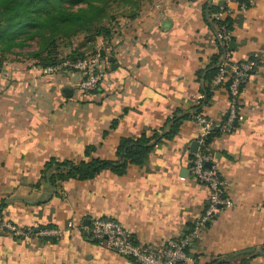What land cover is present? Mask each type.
<instances>
[{"label":"crops","instance_id":"crops-1","mask_svg":"<svg viewBox=\"0 0 264 264\" xmlns=\"http://www.w3.org/2000/svg\"><path fill=\"white\" fill-rule=\"evenodd\" d=\"M232 10L230 57L253 71L237 105L233 130L211 138L212 166L233 203L217 215L189 249L197 264L238 255L264 264V0ZM207 0H139V10L116 13L113 36L96 41L105 58L94 93H82L75 72L46 75L37 61H0V220L20 227L65 228L110 219L137 245L155 247L189 230L205 207L206 187L191 175V144L198 129L188 119L200 108L214 123L228 108L225 89L204 80L219 56L208 26ZM231 47V48H230ZM230 48V49H229ZM113 58L114 67L108 62ZM222 58V56L220 57ZM71 89L65 95L64 89ZM173 119V120H172ZM176 132L167 138L171 123ZM145 137L142 165L116 176L70 179L51 188L40 175L49 160L116 162L121 139ZM93 148L85 157V149ZM0 264H135L84 238L22 242L0 232Z\"/></svg>","mask_w":264,"mask_h":264},{"label":"trees","instance_id":"trees-1","mask_svg":"<svg viewBox=\"0 0 264 264\" xmlns=\"http://www.w3.org/2000/svg\"><path fill=\"white\" fill-rule=\"evenodd\" d=\"M235 2L238 6L243 5L244 9L246 8L244 0H235ZM112 5L127 6V9L134 10V14L139 10V0H0V61L5 58V55L17 56V51L21 52L31 46L35 47V50L28 53V57L37 61L42 69L64 62L75 63L99 55L96 41L101 39L106 42L114 34L112 24L118 12H110ZM204 11L208 26L215 30L216 45L219 48V56L214 58L210 69L204 75L208 85L205 90L206 102L211 96L209 91L217 75V67L222 61L220 57H223L227 50L219 45L217 38L225 32L230 34L229 43L231 42L232 13H225L220 20L214 21L211 15L218 12L219 7L209 5L207 2L204 5ZM78 37H82V43L73 47L72 41ZM62 43H66L65 47L71 50L66 56L59 52ZM232 62V60L227 62V66H230ZM230 83V69H226L225 81L217 88H223L227 92ZM96 89L89 93L96 92ZM201 113L200 108H197L188 116V119L192 121V116H198ZM171 124L167 138H171L177 129L176 122ZM217 132L216 129L213 130L206 139L207 153H209L211 138ZM148 144L149 140L145 137L121 139L116 148L118 159L116 162L91 160L74 164L51 159L45 163L40 180L49 187L56 188L58 184L70 179L91 180L106 170L121 176L127 166L139 167L144 163L146 155L151 150ZM91 152L93 148H86L85 157L90 156ZM255 257L244 254L227 260L217 258L209 264H248ZM192 264H197L194 257Z\"/></svg>","mask_w":264,"mask_h":264},{"label":"built area","instance_id":"built-area-1","mask_svg":"<svg viewBox=\"0 0 264 264\" xmlns=\"http://www.w3.org/2000/svg\"><path fill=\"white\" fill-rule=\"evenodd\" d=\"M207 2L209 5L219 7V11L211 15V19L214 21L220 20L225 13H232L231 4H234L238 10H244V6H238L235 0H207ZM221 2L222 5H219ZM229 38L230 34L225 32L217 38L219 45L227 50L217 67L218 72L211 86L212 91L224 82L225 70L230 69L231 83L227 91L228 108L225 119L220 123H214L203 113L192 116V122L198 132L197 151L192 155L190 172L199 184L206 187L208 197L204 209L189 230L179 238L166 240L155 247L135 244L131 232L110 219H95L88 225L78 226L69 223L65 228L20 227L9 221L0 220V232L22 242L32 240L57 242L64 236L78 231L84 238L105 247L120 257L133 261L135 264H192L193 257L189 254L191 246L201 240L205 229L216 219L220 211L233 205L226 196L224 181L212 166L211 156L205 150L206 139L213 130L218 129L224 134L233 130L240 94L253 71L251 62L233 61L230 66H227V62H231L228 50ZM100 65L101 58L99 55H95L75 63L64 62L54 67H48L43 69V72L46 75L62 72L78 73L82 75V78L74 84V88L82 93H89L100 84L102 78L99 71ZM208 164L211 166L207 167Z\"/></svg>","mask_w":264,"mask_h":264},{"label":"rangeland","instance_id":"rangeland-1","mask_svg":"<svg viewBox=\"0 0 264 264\" xmlns=\"http://www.w3.org/2000/svg\"><path fill=\"white\" fill-rule=\"evenodd\" d=\"M136 3V2H135ZM127 6L125 7H119L117 5H112L110 12H118L119 10H126ZM80 43H82V37H78L75 40L72 41V46L76 47L77 45H79ZM33 44V43H32ZM66 43H62L61 46L59 47V52H61L64 56H66L67 54H69V52L71 51L70 48L65 47ZM35 50V47L31 46V47H26L25 49H23L21 52L17 51V56H10L13 58H19V59H23L28 57V53H31L32 51ZM4 56V55H3ZM5 57H8L7 55H5Z\"/></svg>","mask_w":264,"mask_h":264},{"label":"water","instance_id":"water-1","mask_svg":"<svg viewBox=\"0 0 264 264\" xmlns=\"http://www.w3.org/2000/svg\"><path fill=\"white\" fill-rule=\"evenodd\" d=\"M219 5H222V2L219 3ZM99 57L102 58V59L105 58V53H104L103 50H100L99 51ZM108 62L111 64V67L113 68L114 67V63H113L114 60H113V58H108ZM70 93H71V89H67V88L64 89V94L65 95L70 94ZM196 151H197V142H193L191 144V152H192V154H194ZM210 166H211V164H208L207 165V167H210ZM255 254L264 257V252L257 251V252H255Z\"/></svg>","mask_w":264,"mask_h":264}]
</instances>
